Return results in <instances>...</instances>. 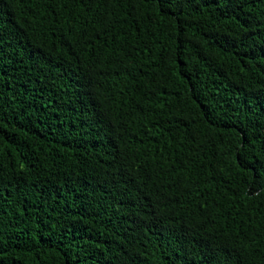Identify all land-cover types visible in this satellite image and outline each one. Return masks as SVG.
Here are the masks:
<instances>
[{
    "label": "trees",
    "instance_id": "16d2710c",
    "mask_svg": "<svg viewBox=\"0 0 264 264\" xmlns=\"http://www.w3.org/2000/svg\"><path fill=\"white\" fill-rule=\"evenodd\" d=\"M0 264H264V0H0Z\"/></svg>",
    "mask_w": 264,
    "mask_h": 264
}]
</instances>
